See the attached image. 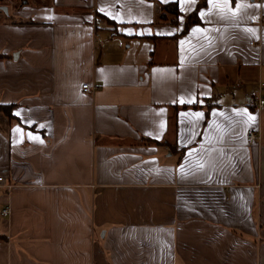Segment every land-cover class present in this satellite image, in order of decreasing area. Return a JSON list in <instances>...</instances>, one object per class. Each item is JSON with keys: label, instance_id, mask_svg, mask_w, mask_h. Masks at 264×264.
I'll use <instances>...</instances> for the list:
<instances>
[{"label": "crops", "instance_id": "crops-1", "mask_svg": "<svg viewBox=\"0 0 264 264\" xmlns=\"http://www.w3.org/2000/svg\"><path fill=\"white\" fill-rule=\"evenodd\" d=\"M169 1L0 0V264H264V0Z\"/></svg>", "mask_w": 264, "mask_h": 264}, {"label": "trees", "instance_id": "trees-1", "mask_svg": "<svg viewBox=\"0 0 264 264\" xmlns=\"http://www.w3.org/2000/svg\"><path fill=\"white\" fill-rule=\"evenodd\" d=\"M161 9L163 11V15H165V13H168L172 17L170 19V21H172V22L175 21L177 15H178V7H177L176 0L169 1V2L162 4ZM194 21L195 22L197 21L195 11L192 12L191 14H189L187 22L185 23V27H186V25H188ZM193 106H194V104H193ZM0 110L4 111L5 113H7V115L10 116V106L9 105H0Z\"/></svg>", "mask_w": 264, "mask_h": 264}, {"label": "built area", "instance_id": "built-area-1", "mask_svg": "<svg viewBox=\"0 0 264 264\" xmlns=\"http://www.w3.org/2000/svg\"><path fill=\"white\" fill-rule=\"evenodd\" d=\"M261 85H263L261 83ZM82 89L84 91H89L91 89V86L88 83H83L82 84ZM252 103L254 106H256L259 109L264 110V96H262L261 94H255L252 97ZM246 136L249 140H254L256 138L259 137V135L252 129L247 130ZM2 179V177L0 176V180ZM8 212V208H3L2 209V213L5 214Z\"/></svg>", "mask_w": 264, "mask_h": 264}, {"label": "snow or ice", "instance_id": "snow-or-ice-1", "mask_svg": "<svg viewBox=\"0 0 264 264\" xmlns=\"http://www.w3.org/2000/svg\"><path fill=\"white\" fill-rule=\"evenodd\" d=\"M183 2H184V0H181V4L183 5ZM103 9H101V11H102ZM201 15H203V13H201ZM193 31H199V29H193ZM181 102H183V101H181ZM17 115H19V113H17ZM197 115H201V114H199V113H197ZM31 135V134H30Z\"/></svg>", "mask_w": 264, "mask_h": 264}, {"label": "rangeland", "instance_id": "rangeland-1", "mask_svg": "<svg viewBox=\"0 0 264 264\" xmlns=\"http://www.w3.org/2000/svg\"><path fill=\"white\" fill-rule=\"evenodd\" d=\"M8 5V4H7Z\"/></svg>", "mask_w": 264, "mask_h": 264}]
</instances>
